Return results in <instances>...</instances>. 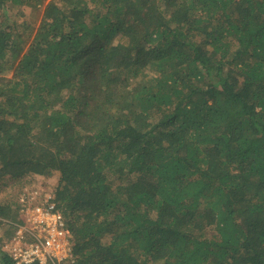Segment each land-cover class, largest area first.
Listing matches in <instances>:
<instances>
[{
	"label": "trees",
	"instance_id": "16d2710c",
	"mask_svg": "<svg viewBox=\"0 0 264 264\" xmlns=\"http://www.w3.org/2000/svg\"><path fill=\"white\" fill-rule=\"evenodd\" d=\"M53 172L77 264H264V0H0L7 236Z\"/></svg>",
	"mask_w": 264,
	"mask_h": 264
},
{
	"label": "built area",
	"instance_id": "2783aa9c",
	"mask_svg": "<svg viewBox=\"0 0 264 264\" xmlns=\"http://www.w3.org/2000/svg\"><path fill=\"white\" fill-rule=\"evenodd\" d=\"M24 188L19 196L20 221L3 220L14 227L4 238L3 250L14 264H77L69 230L49 190ZM39 198L40 203H34Z\"/></svg>",
	"mask_w": 264,
	"mask_h": 264
},
{
	"label": "rangeland",
	"instance_id": "374dc122",
	"mask_svg": "<svg viewBox=\"0 0 264 264\" xmlns=\"http://www.w3.org/2000/svg\"><path fill=\"white\" fill-rule=\"evenodd\" d=\"M25 10H28L27 8ZM27 12V11H26ZM23 17H18L17 20L20 22L22 21ZM10 21V20H9ZM112 41H116V38L113 37ZM8 76L11 75V72L7 73ZM58 178V174H56L55 172H53V175H51L49 178L45 179L44 177H42L41 175H33L32 174V181L34 182V184L38 187H43L46 188L47 185H51L56 183ZM19 182L14 181L13 183L6 181L3 182L2 184H0V201H7L8 198L10 197H14L15 196V190L16 188L19 187L18 185ZM21 184V183H19ZM7 233H5V228L2 226L0 227V235H2L3 239L5 237H7L6 235Z\"/></svg>",
	"mask_w": 264,
	"mask_h": 264
}]
</instances>
